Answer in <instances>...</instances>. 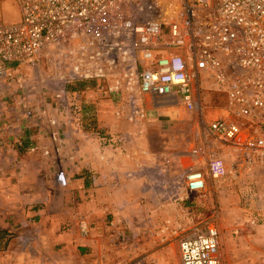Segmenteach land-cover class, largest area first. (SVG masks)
<instances>
[{
  "label": "built area",
  "instance_id": "obj_1",
  "mask_svg": "<svg viewBox=\"0 0 264 264\" xmlns=\"http://www.w3.org/2000/svg\"><path fill=\"white\" fill-rule=\"evenodd\" d=\"M42 62L54 106L69 109L70 84L95 81L131 124L146 109L193 122L192 164L178 182L159 181L166 202L224 177L225 157L234 175L264 166V0H0V81ZM202 78L222 114L206 111ZM56 179L66 186L62 171ZM178 250L181 264H222L212 223Z\"/></svg>",
  "mask_w": 264,
  "mask_h": 264
},
{
  "label": "crops",
  "instance_id": "obj_2",
  "mask_svg": "<svg viewBox=\"0 0 264 264\" xmlns=\"http://www.w3.org/2000/svg\"><path fill=\"white\" fill-rule=\"evenodd\" d=\"M106 103L115 110L114 101ZM146 111V120L130 126L115 113L96 114L97 129L113 137L112 145L52 110L37 117L0 113V264H131L164 257L162 244L143 243L138 248L147 252L136 258L137 244L119 240L116 224L170 207L159 181L178 182L192 164L196 138L182 151L167 150L168 127L159 123L153 131L157 121ZM60 171L64 187L56 179ZM129 230L139 233L135 226Z\"/></svg>",
  "mask_w": 264,
  "mask_h": 264
},
{
  "label": "rangeland",
  "instance_id": "obj_3",
  "mask_svg": "<svg viewBox=\"0 0 264 264\" xmlns=\"http://www.w3.org/2000/svg\"><path fill=\"white\" fill-rule=\"evenodd\" d=\"M45 71L46 65L42 62L36 68L20 67L0 81V113L8 111L37 117L46 113L50 115L52 110L66 117L67 111L53 105ZM201 83L206 92V111L211 115L222 114L225 108L222 95L211 89L205 78L201 79ZM81 98L89 101L94 115L106 117L116 112L117 106L112 111L106 103L110 99L101 91ZM75 101L81 103L79 98ZM96 102L98 105H93ZM176 112L171 109L149 111L148 114V119L157 121L152 125L153 131H158L159 123L168 127L169 136L165 144L167 150L174 153L182 151L185 143L196 138L193 122H181ZM128 125L131 123L128 122ZM78 127L88 129V125ZM225 160L228 161V158L225 157ZM164 204L170 207H157V212L148 219H124L116 224L121 227L119 240L137 244L136 258L147 252L138 248L143 243H160L161 250L165 252L162 259H138L131 264H180L179 241L190 233L193 226L204 222L214 224L219 231V259L222 264H264V166L253 165L241 176L228 170L220 179L206 177L203 193L190 194L182 201ZM133 226L139 233L132 234L129 229Z\"/></svg>",
  "mask_w": 264,
  "mask_h": 264
},
{
  "label": "trees",
  "instance_id": "obj_4",
  "mask_svg": "<svg viewBox=\"0 0 264 264\" xmlns=\"http://www.w3.org/2000/svg\"><path fill=\"white\" fill-rule=\"evenodd\" d=\"M98 87H96V82L95 81H80V82H74L72 84L69 85L68 87V93H69V109L65 110L63 108H61L62 110H65L68 112H66V117L70 119V121L74 122V125H78V126H84V125H88V129H84L83 127H80L81 129L85 130L86 132H88L89 134H93L94 132H96L98 138L100 140H102V142H100L101 144H108V145H112L115 142L114 141H108L106 139V134H104V132L100 129H97L96 127V121H95V115L93 114V111L90 108V104L88 103L89 101H85L82 100L81 96L83 95H91L93 94L95 91L99 92ZM98 95V94H96ZM75 98H79L81 100V103L78 104L75 101ZM59 109V107H58ZM60 109V110H61ZM60 116H63V114H58ZM76 126V127H78ZM95 134V133H94Z\"/></svg>",
  "mask_w": 264,
  "mask_h": 264
}]
</instances>
